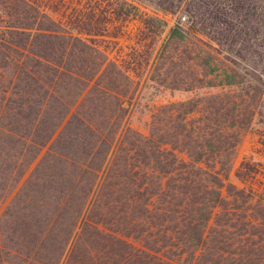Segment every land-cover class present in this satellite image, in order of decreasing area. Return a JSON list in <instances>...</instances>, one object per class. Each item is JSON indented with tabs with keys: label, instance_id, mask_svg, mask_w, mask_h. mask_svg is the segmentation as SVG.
Wrapping results in <instances>:
<instances>
[{
	"label": "trees",
	"instance_id": "1",
	"mask_svg": "<svg viewBox=\"0 0 264 264\" xmlns=\"http://www.w3.org/2000/svg\"><path fill=\"white\" fill-rule=\"evenodd\" d=\"M59 2L0 0V264H264V189L229 182L264 126V0ZM138 16L164 36L146 80L192 94L146 134L93 43Z\"/></svg>",
	"mask_w": 264,
	"mask_h": 264
},
{
	"label": "rangeland",
	"instance_id": "2",
	"mask_svg": "<svg viewBox=\"0 0 264 264\" xmlns=\"http://www.w3.org/2000/svg\"><path fill=\"white\" fill-rule=\"evenodd\" d=\"M79 3L90 8L93 7L92 3L85 4V0H62L61 3L59 2L58 8L63 14H73L71 9ZM85 8L88 10V7ZM140 10L144 13H152L150 9L142 6H140ZM159 16L172 24L170 16L162 14ZM163 37H156L146 32L139 16L124 22L110 24L109 30L104 36L93 37L95 46L103 50L110 59L123 67H129L136 71L133 77L135 81L133 90L136 93L127 106L124 126L143 134L148 131L150 114L155 107L192 96L188 93L157 89L154 84L146 80L154 55ZM242 164H246V166L241 167ZM229 182L238 189L252 191L254 194L261 193L264 189V126L258 120H254L237 147Z\"/></svg>",
	"mask_w": 264,
	"mask_h": 264
}]
</instances>
